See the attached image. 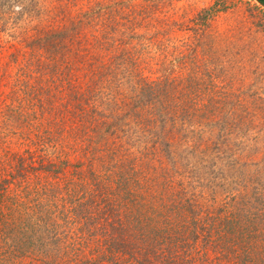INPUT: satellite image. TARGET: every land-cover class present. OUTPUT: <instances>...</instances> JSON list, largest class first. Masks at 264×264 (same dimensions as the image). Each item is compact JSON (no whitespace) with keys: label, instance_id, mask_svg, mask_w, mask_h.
<instances>
[{"label":"trees","instance_id":"obj_1","mask_svg":"<svg viewBox=\"0 0 264 264\" xmlns=\"http://www.w3.org/2000/svg\"><path fill=\"white\" fill-rule=\"evenodd\" d=\"M113 39L106 44L117 54L119 45L113 46ZM35 40L38 57L30 51L26 61L37 66L29 71L28 81L16 77L9 91L0 92V140L6 137L0 169L13 165L0 175V199L23 209L19 219L24 221L21 228L6 225L0 264H264V212L252 213L237 197L218 206L195 186L176 179L171 185L174 173L166 169L162 155L155 160L143 152L122 151L123 144L142 142L128 133L145 131L159 137V145L167 150L164 128L172 117L164 107L166 95L163 101L155 100L158 89H148L151 83L138 76L136 90L138 81L130 85L134 79L125 75L121 63L107 71L115 70L124 82L108 92H94L90 49L71 51L80 58L85 52L82 68L74 61L62 66L46 39L36 35ZM122 52L135 54L128 46L121 47ZM10 55L24 53L16 49ZM135 57L127 55L124 63L135 66ZM43 72L45 81L56 76L68 90L54 113L58 120L43 108L42 96L48 93ZM119 87L137 91L135 99L129 101ZM26 105H35L26 119L29 129L18 123L20 131L7 134V111L27 116ZM127 138L130 141L124 142ZM73 154L79 156L70 173ZM111 174L115 177L110 179Z\"/></svg>","mask_w":264,"mask_h":264},{"label":"rangeland","instance_id":"obj_2","mask_svg":"<svg viewBox=\"0 0 264 264\" xmlns=\"http://www.w3.org/2000/svg\"><path fill=\"white\" fill-rule=\"evenodd\" d=\"M202 10L208 13L201 15ZM36 35L56 50L62 66L74 61L82 68L85 52L80 58L71 51L90 49L94 92L115 89L119 80L115 70L107 69L121 63L125 75L134 79L130 85L138 81L136 90L138 76L151 83L148 89H158L155 100L163 101L166 95L164 107L172 117L164 128L169 152L159 145V137L146 131L128 133L142 142L123 144L122 151L143 152L155 160L162 155L166 169L174 173L171 185L176 179L195 186L214 197L218 206L237 197L252 213L264 212V6L257 0H0V92L9 91L16 77L28 81L29 71L37 66L26 61L30 51L38 57ZM108 36L114 38L113 46L119 45L117 54L110 52ZM123 46L135 54L121 53ZM16 49L24 56H11ZM40 51L42 56L45 50ZM127 55L137 56L135 66L124 63ZM54 79H43L48 91L42 96L43 108L58 120L54 113L68 90ZM119 90L129 101L136 97L130 87ZM34 106L26 105L27 116L19 118L9 109L6 133L20 131L18 123L28 130L26 119ZM45 126L43 130L49 129ZM79 154L70 157V173ZM12 168L6 165L0 175ZM21 213L10 200L0 199V244L6 225L21 228Z\"/></svg>","mask_w":264,"mask_h":264},{"label":"crops","instance_id":"obj_3","mask_svg":"<svg viewBox=\"0 0 264 264\" xmlns=\"http://www.w3.org/2000/svg\"><path fill=\"white\" fill-rule=\"evenodd\" d=\"M262 2H264V0H261Z\"/></svg>","mask_w":264,"mask_h":264}]
</instances>
